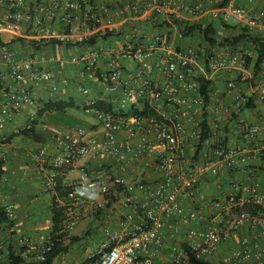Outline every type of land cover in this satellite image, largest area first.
Masks as SVG:
<instances>
[{
    "label": "built area",
    "instance_id": "2783aa9c",
    "mask_svg": "<svg viewBox=\"0 0 264 264\" xmlns=\"http://www.w3.org/2000/svg\"><path fill=\"white\" fill-rule=\"evenodd\" d=\"M221 1L205 0L214 17L250 28H264V8L250 11L232 2L216 6ZM2 4L5 12L0 17V32H8L15 39L28 35L36 41L53 38L78 43L96 33L116 32L118 17L120 20L145 19L155 13L177 14V10L196 17L204 8L202 1L192 6L181 0H145L112 8L86 0H47L44 4L55 7L59 4L62 9L64 24L56 30L47 21L45 15L49 9L43 3L34 8L28 0H0ZM101 40L98 39L94 46L95 43L91 44L84 53L60 59L59 65L86 64L88 75L101 84L109 98L118 105L128 104L137 110L147 105L154 114L127 115L128 109L121 111L117 106L112 110L96 109L94 104L98 100L89 98L83 109L97 121L98 131L91 132L81 125L57 130L53 136L57 152L48 161L46 146L35 154L37 168L44 176V187L62 210L60 232L64 234V240L70 238V232L84 209H103L114 197L126 207L121 219L126 229L121 235H109V241L102 243L91 255H97L95 264H156V249L151 245L160 242L162 221L164 218H185L187 199L199 203L192 219L202 223L203 227L187 230V236L193 241L189 248L175 252L172 260L175 264H191L193 259L208 256L218 249L227 237L220 227L223 211L250 204L260 206L261 209L254 213L235 211L231 228L248 224L264 231V193L256 171L249 172L248 182L243 186L233 182L231 190L223 197L224 202L212 201L219 212L215 216H208L204 211L206 196L199 186L202 177L218 175L223 169L230 172L242 169L250 154L260 157L264 165V113L253 120L242 114L244 103L250 99L242 85L256 87L264 102V64L260 65V81H255L246 74L247 57L251 54L244 50L204 54L191 46L174 47L164 36H157L151 48L137 43L112 48ZM101 55L106 56L103 62ZM222 70L234 73L240 80L236 77L224 79L221 85L224 103L214 104L213 89L207 103L199 78H207L209 71ZM50 78L49 71L37 67L33 55L19 56L10 48L2 50L0 91L6 100L0 104V129L11 118L12 108L34 105L33 94L27 85H21L15 91L10 89L8 82L28 80L38 84ZM80 90L84 95L89 93L86 87ZM204 114L208 115L207 125L212 131L208 138L199 141ZM121 132L124 133L122 137ZM151 138L162 147L153 159L159 171L154 181L140 177L142 172L139 171L145 152L154 149ZM98 155L119 159L118 169L114 172L84 169L60 195L57 191L58 169L72 166L81 158ZM126 157L130 158L131 164ZM4 159V152L0 149V160ZM130 174L138 177L132 179ZM4 210L6 217L12 219V206L8 204ZM134 218L138 222L128 228V222ZM51 244L50 236L38 242L27 236H18L15 248H9L22 264H38ZM10 249L0 242V264L3 254L9 253ZM225 262L264 264V248L243 237Z\"/></svg>",
    "mask_w": 264,
    "mask_h": 264
},
{
    "label": "crops",
    "instance_id": "0c3cea01",
    "mask_svg": "<svg viewBox=\"0 0 264 264\" xmlns=\"http://www.w3.org/2000/svg\"><path fill=\"white\" fill-rule=\"evenodd\" d=\"M31 7H37L38 3H43L48 7L46 12L47 21L51 23L53 28L59 29L64 24L61 6H51L44 4L47 0H28ZM92 4H106L112 8L122 6L130 2L143 3L145 0H86ZM185 4L192 6L202 1L204 8L200 15L191 16L183 11L175 13L158 14L155 13L145 19L120 20L117 18L119 25L116 32L102 41L105 45L114 47H125L128 43H137L144 48H151L157 36H164L172 46L183 48L191 46L199 49L202 53H218L232 52L235 50H244L251 54V61L247 65L246 74L253 77L255 81H260L261 73L256 71L254 61L256 59V44L249 40H242L241 43L233 48L232 46H210L206 44L199 34H195L184 40L181 39L177 25L173 23L170 16L174 18H183L191 22H201L207 24L213 22L216 24L219 39L222 37H233L240 33L239 27L248 28L249 35L260 39L264 43V28H250L245 25L236 24L232 21H224L220 23V19L214 17L210 12L205 0H181ZM235 5L242 6L250 11H256L264 8V0H230ZM5 12V6L0 5V17ZM114 13V12H113ZM117 16V14H114ZM120 20V21H119ZM166 20L167 24L156 26ZM223 21V20H222ZM29 30H27L28 34ZM116 34V35H115ZM15 39L8 32H0V56L3 49L10 48L15 50L19 56L28 54L33 55L37 59V67L41 70L49 71L51 78L38 84H32L30 81L8 82L11 90H19L21 85H27L33 94L34 105H22L19 109L12 108V116L6 122L5 126L0 129V149L4 152L5 159L2 163V174L0 175V205L6 206L10 204L13 210V223L10 228H4L0 225V242L8 245V249L15 248V241L18 236H27L34 241H44L49 237L51 229V213L50 203L51 196L44 187V176L39 171L36 164L35 154L38 150L46 146L49 150L47 161L53 154L57 152L53 136L57 130L72 127L85 126L91 132L98 131L97 121L81 120L72 113V108H80L84 111L85 104L89 98L94 100H102L111 102L113 106L121 107V111L129 110L128 104L118 105L117 101L109 98V95L103 90L101 84L88 75L86 64L66 63L61 67L58 63L60 59L68 58L72 54H80L88 51L91 44L69 41V46L65 44L56 45L48 42L50 39L38 40L40 46L38 50L28 43L31 38L23 37ZM93 44L92 46L96 45ZM101 62L106 59L105 55H101ZM122 63V62H121ZM126 65V62H124ZM236 77L232 72L216 71L210 72L207 78L212 80V98L214 104L224 103L222 96V87L224 79ZM244 84V83H243ZM242 85V84H241ZM243 89L249 95L252 105L242 111L244 117L253 120L264 113V102L259 98L256 87L242 85ZM86 87L89 90L88 95H84L80 90ZM65 99L72 98L74 107H68L63 112H45L41 116L36 114L42 103L48 99ZM5 97L0 91V104L5 103ZM247 111V113H245ZM85 113V112H84ZM90 115V114H88ZM92 116V115H91ZM91 135V133H90ZM120 136H124L121 132ZM3 141V142H2ZM151 144L154 149L149 153L145 152L143 156V164L140 167L142 173L140 177L154 181L159 176V171L154 163V156L157 151L162 150L161 145L151 138ZM250 157L244 162L242 169L230 172L223 169L218 175L205 176L200 178L199 186L206 196L204 202V211L208 216L218 215V211L214 208L212 201H223V197L231 190L233 182H238L243 186L248 182V174L251 170L256 171V176L260 182V189L264 193V165L262 159L256 155L250 154ZM125 160L131 164L129 157ZM119 159L105 158L98 155L97 157L81 158L72 166L62 167L58 169L57 178L62 185H68L82 170L96 172L99 170L118 169ZM95 174V173H93ZM138 176L130 174V178L134 179ZM140 196L141 193L137 192ZM199 203L193 199H187L185 202L187 216L185 218H164L162 226L159 230V243H153L151 248L156 249L155 263L164 264L172 262L175 252L180 249L189 248L191 238L187 236V230L191 227L201 229L202 223H197L192 219V215ZM126 207L121 203L120 199L113 198L112 202L105 208L100 210H92L86 208L82 211L80 219L74 225L71 236H78V240L73 242L66 253L57 255L52 264H84V260L89 258L102 243L109 241V235H121L126 227L121 224L122 215ZM235 215V210L230 209L223 211L221 217V231L227 234L225 240L221 242L218 249L208 256H200L193 259L191 264H226L225 258L239 246L243 237H247L251 241L258 242L264 248V231L253 228L248 224L234 229L231 228V220ZM218 217V216H217ZM138 222L137 218L128 222L127 227L130 228ZM64 240V243H67ZM76 245L82 254L73 251L71 248ZM10 247V248H9ZM76 248V249H77ZM10 251H12L10 249ZM13 253V252H12ZM13 256L16 254L13 253ZM1 264H11L10 252L4 253ZM16 264H22L21 261ZM251 264V263H249Z\"/></svg>",
    "mask_w": 264,
    "mask_h": 264
},
{
    "label": "trees",
    "instance_id": "16d2710c",
    "mask_svg": "<svg viewBox=\"0 0 264 264\" xmlns=\"http://www.w3.org/2000/svg\"><path fill=\"white\" fill-rule=\"evenodd\" d=\"M230 0H222L219 4H216V6H224L226 5ZM171 20L174 24L177 25L180 37L182 40L189 38L195 34H199L204 42L210 46H232L233 48H236L242 40H249L256 44V59L254 61V67L256 71H260L261 64H264V43L260 41L259 38L250 36L248 28L239 27L240 33L233 37H222L219 39L218 33H217V27L216 24L213 22H209L207 24H202L201 22H191L189 20L183 19V18H174L170 16ZM221 24H224V21L220 20ZM167 24L166 20H162L160 23H156V26H163ZM67 29V28H66ZM68 30V29H67ZM115 32H112L111 30H108L107 33L101 34L96 33L94 36L88 37L86 39H83L81 42H77L76 44L81 43H88L93 44L98 39L106 40L109 36L113 35ZM116 35V34H115ZM24 39V38H22ZM48 42L51 44L61 45L65 44L66 46H69L70 42H63L59 39H53L51 38ZM28 43L33 47V49L38 50L39 45L37 44L36 40L30 39L28 40ZM2 45V42H0ZM252 59L250 57H247V64L250 63ZM199 84L201 88V92L204 96L205 101L208 103L211 96V90H212V80L207 79L205 77L199 78ZM252 105L251 100L249 99L247 102L244 103L242 109L249 108ZM68 107H74V102L72 101V98L65 100L62 98L59 99H48L47 101L43 102L41 107L38 108L36 111V114L38 116H41L45 112H63ZM94 107L96 109H105V110H112L113 104L111 102H106L102 100H98L95 102ZM145 115L149 116L151 114H154L152 109H150L147 105H144L141 110H137L133 107H130L128 110L127 115ZM208 121V115L204 114V119L202 121V131L199 135V141H203L204 139L208 138L211 134V129L207 125ZM3 142V141H2ZM200 148V145H198V149ZM2 163L3 161L0 160V175L2 174ZM89 171V170H88ZM90 172V171H89ZM68 186L62 185L60 180L57 178V191L60 195L64 194L66 192V189ZM112 199V198H111ZM50 213H51V229L49 232V236L52 239V244L50 245L49 249L44 252L43 259L38 264H52L54 258L59 255L66 253L71 244L78 240V236H71L69 238V241L67 243H64V234L60 232L62 227V218L63 213L61 208H59L53 199L51 198L50 203ZM257 209H261L260 206H254L252 204L250 205H244L242 207L237 208L235 211L240 210H248L252 213H254ZM264 211V209H262ZM13 223V219H8L5 215L4 206L0 207V225L4 228H10ZM13 251H10V259L11 264L19 263L21 259L18 256H13ZM97 260V255L90 256L89 258L84 260V264H95V261ZM164 264H175L174 262H168Z\"/></svg>",
    "mask_w": 264,
    "mask_h": 264
},
{
    "label": "rangeland",
    "instance_id": "374dc122",
    "mask_svg": "<svg viewBox=\"0 0 264 264\" xmlns=\"http://www.w3.org/2000/svg\"><path fill=\"white\" fill-rule=\"evenodd\" d=\"M56 29V28H55ZM57 30V29H56ZM72 113H74L77 117H80L81 118V120H84V119H87L88 121H94L95 122V119L93 118V116H91V115H88V114H86V113H84V111L82 110V109H80V108H72ZM245 113H247V111L245 112ZM77 246L76 245H74L72 248H71V250H70V254L73 252V251H78V253L77 254H82V252H80V249H79V247L77 248Z\"/></svg>",
    "mask_w": 264,
    "mask_h": 264
}]
</instances>
